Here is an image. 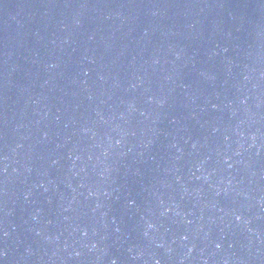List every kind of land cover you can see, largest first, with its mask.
Here are the masks:
<instances>
[{"label": "water", "instance_id": "obj_1", "mask_svg": "<svg viewBox=\"0 0 264 264\" xmlns=\"http://www.w3.org/2000/svg\"><path fill=\"white\" fill-rule=\"evenodd\" d=\"M0 251L264 264V0H0Z\"/></svg>", "mask_w": 264, "mask_h": 264}, {"label": "snow or ice", "instance_id": "obj_2", "mask_svg": "<svg viewBox=\"0 0 264 264\" xmlns=\"http://www.w3.org/2000/svg\"><path fill=\"white\" fill-rule=\"evenodd\" d=\"M238 219H239V217H237ZM4 255V253L2 252V251H0V256H3Z\"/></svg>", "mask_w": 264, "mask_h": 264}]
</instances>
